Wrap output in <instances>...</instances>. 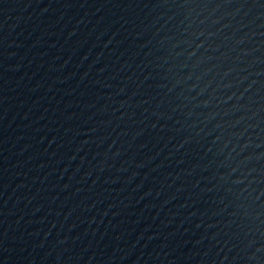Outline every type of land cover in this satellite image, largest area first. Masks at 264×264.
<instances>
[{
    "label": "water",
    "instance_id": "obj_1",
    "mask_svg": "<svg viewBox=\"0 0 264 264\" xmlns=\"http://www.w3.org/2000/svg\"><path fill=\"white\" fill-rule=\"evenodd\" d=\"M0 264H264V0H0Z\"/></svg>",
    "mask_w": 264,
    "mask_h": 264
}]
</instances>
